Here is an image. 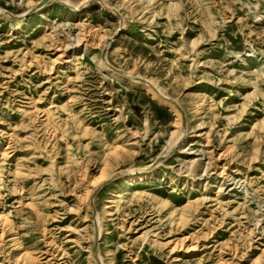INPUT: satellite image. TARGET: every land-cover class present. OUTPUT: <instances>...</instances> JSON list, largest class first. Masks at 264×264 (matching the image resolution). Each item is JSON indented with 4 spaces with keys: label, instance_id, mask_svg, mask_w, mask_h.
<instances>
[{
    "label": "rangeland",
    "instance_id": "1",
    "mask_svg": "<svg viewBox=\"0 0 264 264\" xmlns=\"http://www.w3.org/2000/svg\"><path fill=\"white\" fill-rule=\"evenodd\" d=\"M92 252L264 264V0H0V264Z\"/></svg>",
    "mask_w": 264,
    "mask_h": 264
},
{
    "label": "bare ground",
    "instance_id": "2",
    "mask_svg": "<svg viewBox=\"0 0 264 264\" xmlns=\"http://www.w3.org/2000/svg\"><path fill=\"white\" fill-rule=\"evenodd\" d=\"M104 45L106 46V45H109V44L105 43ZM98 64H99V66L103 69V71L107 75H109V76H111V77H113V78H115L117 80L128 79L131 84H133L135 86H138L140 88H143L148 94L152 95L157 100V102L159 104H161L164 107H167L168 109H170L175 114L176 120H177V125L181 124V121L183 119L182 115H181L182 113H181V111L178 110V108H177V106H176V104H175V102L173 100H171L170 98H167V97H164V96L160 95L151 86L143 83L142 81L141 82L140 81H135V80H133L131 78L130 75H128V74H126V73H124L122 71H119V70H116L114 68H111V67L107 66V64L105 62H103V61H99ZM178 139L173 142V144L170 146V149H172L176 145ZM179 141H180V139H179ZM118 174L120 176H122L125 179V181L127 183H129V185H130L132 182H134L137 179H142L144 177L149 176L151 174V169L150 168H144V169H137V170H131V171L129 170L127 172L124 171V172H121V173H118ZM93 193H94L93 190H91L90 192L87 193L88 202H91V198H92ZM97 224H98V221H97ZM100 236H101V230L97 227V230H96L95 235H94V240L97 241V239ZM92 260L95 263L104 264L102 262L101 258L99 257L97 252H92Z\"/></svg>",
    "mask_w": 264,
    "mask_h": 264
}]
</instances>
